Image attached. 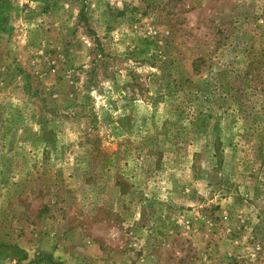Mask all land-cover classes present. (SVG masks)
Returning a JSON list of instances; mask_svg holds the SVG:
<instances>
[{"label":"rangeland","instance_id":"1","mask_svg":"<svg viewBox=\"0 0 264 264\" xmlns=\"http://www.w3.org/2000/svg\"><path fill=\"white\" fill-rule=\"evenodd\" d=\"M0 264H264V0H0Z\"/></svg>","mask_w":264,"mask_h":264}]
</instances>
